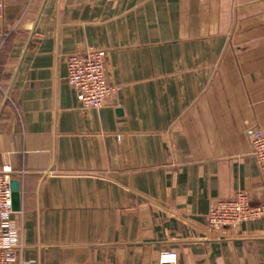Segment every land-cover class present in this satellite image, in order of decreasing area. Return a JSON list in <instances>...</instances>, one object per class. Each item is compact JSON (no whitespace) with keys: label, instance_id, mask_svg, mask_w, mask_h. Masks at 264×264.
Listing matches in <instances>:
<instances>
[{"label":"crops","instance_id":"1","mask_svg":"<svg viewBox=\"0 0 264 264\" xmlns=\"http://www.w3.org/2000/svg\"><path fill=\"white\" fill-rule=\"evenodd\" d=\"M0 168L19 183L26 264H264L250 136L264 132V0H0ZM106 52L114 93L83 108L67 58ZM18 264V263H15Z\"/></svg>","mask_w":264,"mask_h":264},{"label":"built area","instance_id":"2","mask_svg":"<svg viewBox=\"0 0 264 264\" xmlns=\"http://www.w3.org/2000/svg\"><path fill=\"white\" fill-rule=\"evenodd\" d=\"M2 6L0 5V10ZM106 52L89 50L67 58L66 81L75 91L80 105L86 109H100L107 104L114 88L105 73ZM251 155L264 171V132L254 129L250 136ZM10 171L0 168V264H26L19 258L20 232L11 215ZM264 217V206H253L247 195L238 192L233 199L216 203L208 214L211 227H237L246 221ZM175 252L159 254L157 264H177Z\"/></svg>","mask_w":264,"mask_h":264},{"label":"water","instance_id":"3","mask_svg":"<svg viewBox=\"0 0 264 264\" xmlns=\"http://www.w3.org/2000/svg\"><path fill=\"white\" fill-rule=\"evenodd\" d=\"M10 189H11V209L13 212H17L20 210L19 183L17 181H11Z\"/></svg>","mask_w":264,"mask_h":264}]
</instances>
